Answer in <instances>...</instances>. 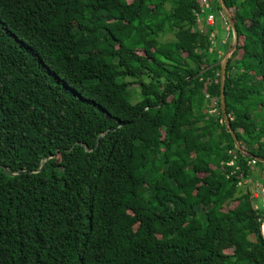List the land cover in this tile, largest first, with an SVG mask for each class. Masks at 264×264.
Wrapping results in <instances>:
<instances>
[{"label":"trees","instance_id":"1","mask_svg":"<svg viewBox=\"0 0 264 264\" xmlns=\"http://www.w3.org/2000/svg\"><path fill=\"white\" fill-rule=\"evenodd\" d=\"M224 1L252 158L200 0H0V264H264V0Z\"/></svg>","mask_w":264,"mask_h":264},{"label":"water","instance_id":"2","mask_svg":"<svg viewBox=\"0 0 264 264\" xmlns=\"http://www.w3.org/2000/svg\"><path fill=\"white\" fill-rule=\"evenodd\" d=\"M216 2L218 3L221 12L224 14V16H225L226 20L228 21L229 26L231 28L232 43L229 46V48L223 53V55L215 63H213L209 67L219 66V104H220V110H221V116H222L223 123H224L226 129L228 130V132L231 134V137L233 139V143H234L236 150H238L243 156L248 157V158H252L253 154L247 152L246 150H244L240 146V143L237 139V136H236L234 130L231 127L230 120H229V117H228L227 112H226V102H225L226 66H227V63H228L230 56L232 55V53L234 52V50L237 47L238 32L236 29L235 22L232 18V14L229 11L225 1L224 0H216ZM256 159H258L260 162H264V157H256ZM263 225H264V208H263Z\"/></svg>","mask_w":264,"mask_h":264},{"label":"built area","instance_id":"3","mask_svg":"<svg viewBox=\"0 0 264 264\" xmlns=\"http://www.w3.org/2000/svg\"><path fill=\"white\" fill-rule=\"evenodd\" d=\"M193 16L195 19L196 27L198 28V31L200 33L206 34L208 47L207 52L209 54H217L218 58L222 56V50L221 46L218 48L217 44L218 42L220 44H225L228 40V37L231 33V28L229 26L228 21L226 20L224 14L220 11L219 14H215L211 8V2L210 0H200V6L198 8H195L193 10ZM220 18L222 25L225 30V36L223 38H217L216 31L214 30V25L216 23V19ZM212 28V29H210ZM213 111V110H212ZM248 163H255V160H250ZM228 165L232 166L233 161H230L227 163ZM246 182V181H244ZM261 189L258 191H261L262 194L264 192V188L260 187ZM255 191L253 194V197L257 198L259 196V192ZM264 225H262V233L264 235Z\"/></svg>","mask_w":264,"mask_h":264},{"label":"rangeland","instance_id":"4","mask_svg":"<svg viewBox=\"0 0 264 264\" xmlns=\"http://www.w3.org/2000/svg\"><path fill=\"white\" fill-rule=\"evenodd\" d=\"M194 17V16H193ZM195 20V19H194ZM214 30L216 31V35H217V38H223L225 36V30H224V27L222 26L221 22L219 21V19H216V23L214 25ZM172 37V35H167V38H170ZM206 42H207V37H206ZM207 47H208V42H207ZM130 81H132L131 85H130V88H129V93L132 94V102H136L137 99H140V93H139V89L137 90L136 89V84L133 83V80L131 79H128ZM255 194V193H254ZM236 203H231L230 204V207H233Z\"/></svg>","mask_w":264,"mask_h":264}]
</instances>
